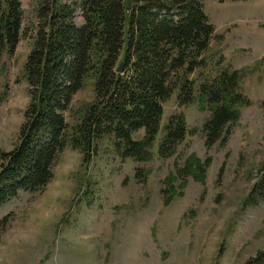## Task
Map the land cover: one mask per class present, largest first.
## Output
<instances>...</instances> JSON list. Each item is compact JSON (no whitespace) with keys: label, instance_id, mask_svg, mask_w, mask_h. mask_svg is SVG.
I'll list each match as a JSON object with an SVG mask.
<instances>
[{"label":"rangeland","instance_id":"1","mask_svg":"<svg viewBox=\"0 0 264 264\" xmlns=\"http://www.w3.org/2000/svg\"><path fill=\"white\" fill-rule=\"evenodd\" d=\"M19 3L24 34L10 56L0 55L4 153L16 144L28 104L19 76L31 49L33 14L30 0ZM201 4L221 37L210 42L203 58L211 68L220 60L219 67L240 71L241 94L250 103L225 145L205 150L200 127L206 113L194 104L180 108L171 97L162 106V125L182 115L187 129L172 158L154 155L140 165L120 161L105 140L84 165L78 152L65 149L42 192L18 193L0 208V220L8 216L0 231V264H246L264 257V202L247 210L241 206L264 161V0ZM73 23L81 26L78 13ZM89 96L86 89L73 104ZM190 156L209 160L203 182L188 178L180 195L164 205L165 177ZM135 169L145 178L134 177ZM88 192L90 208L84 204Z\"/></svg>","mask_w":264,"mask_h":264},{"label":"trees","instance_id":"2","mask_svg":"<svg viewBox=\"0 0 264 264\" xmlns=\"http://www.w3.org/2000/svg\"><path fill=\"white\" fill-rule=\"evenodd\" d=\"M202 1L30 0L33 38L19 76L28 104L16 144L0 152V208L18 193L42 192L65 149L78 152L84 165L105 140L120 161L140 165L154 155L172 158L187 129L182 115L162 125V106L171 97L180 108L194 104L206 113L200 127L205 150L225 145L250 103L241 94L240 71L219 67L220 60L211 68L203 58L210 42L221 37L214 35ZM76 13L80 27L73 23ZM20 23L19 0H0V55L14 52L24 34ZM86 89L89 100L73 104ZM208 166L209 160L185 159L165 177L163 204L180 195L188 178L202 183ZM134 177L145 175L135 169ZM88 196L84 204L90 208ZM263 202L264 161L241 206L247 210ZM7 220H0V231ZM261 256L246 264H261Z\"/></svg>","mask_w":264,"mask_h":264},{"label":"water","instance_id":"3","mask_svg":"<svg viewBox=\"0 0 264 264\" xmlns=\"http://www.w3.org/2000/svg\"><path fill=\"white\" fill-rule=\"evenodd\" d=\"M121 72H122V66L119 65V66L117 67V69H116V73H117V74H121Z\"/></svg>","mask_w":264,"mask_h":264}]
</instances>
